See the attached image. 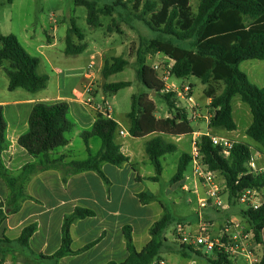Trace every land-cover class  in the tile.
<instances>
[{"label": "trees", "instance_id": "obj_1", "mask_svg": "<svg viewBox=\"0 0 264 264\" xmlns=\"http://www.w3.org/2000/svg\"><path fill=\"white\" fill-rule=\"evenodd\" d=\"M132 1V0H129ZM143 3L146 14H152L149 26L168 38H154L145 44L143 51L138 52L139 81L149 93H155L166 101L169 108L167 118L156 117L157 107L147 93L133 96L132 109L128 117L131 120L130 134L135 138H142L150 134H161L173 137L192 135V122L176 106L173 95L163 94V82L148 64V56L163 54L173 61L172 73L179 79L195 77L205 86V95L211 100L212 118L210 128L236 131L238 126L233 114V99L240 96L243 103L250 107L253 122L248 128L247 136L256 142L264 153V87L254 84L241 64L250 60L264 61V0H199L195 14L191 10L192 0H134ZM77 4L88 9L87 22L92 27L101 26L93 3L86 0H76ZM115 5L106 6L101 12L112 13ZM76 35L81 44L73 39ZM191 42V48L176 44ZM85 35L74 23L66 36L65 54L77 56L88 48ZM40 59L32 56L14 34H0V67H4L9 77V91L23 89L31 93H38L47 88L49 76L38 72ZM8 63V65H5ZM129 62L122 57H114L106 62L102 70L103 77H109L123 72ZM131 82L106 83L104 91L115 94L120 90L131 87ZM69 105L66 102L36 104L29 119V130L23 134L18 143L35 158H39L38 165H27L17 177L12 176L5 168L2 154L8 148L7 123L4 108L0 105V177L11 189L6 203H0V225L7 216L19 211L21 204L29 198L25 194L24 183L36 171L60 169L67 175L83 172H97L102 179L109 183L102 171V166L109 163L123 166L129 162V157L122 153L116 142L119 123L100 113L89 131L81 134L89 156L85 160H73L65 164V157L53 158L52 153L70 144L69 134L76 125L68 118ZM99 138L102 149L96 155L90 150V141ZM198 144L201 148V159L209 171L221 173L225 179L229 202H235L238 194L246 188H264V174L249 173L248 163L252 152L249 145L237 142L225 158L222 148L215 146L208 135L200 137ZM176 144L167 142L161 136L153 138L147 143L146 153L155 168V176L150 181L158 182L163 173L162 157L175 153ZM192 156L184 153L179 159L177 172L172 178L173 184H181L185 180L187 171L191 167ZM143 204L156 200L151 192L139 194ZM243 215L253 231L255 240L264 245V205L257 210H244ZM95 216L91 209L78 207L72 214L66 215L62 227V244L60 250L50 257L59 259L68 255H76L81 251L72 250L71 226L78 220ZM173 224L171 214L164 209L162 217L150 229V241L141 250H137L130 226L124 227V236L128 257L124 262L115 261L107 264H152L161 259L165 250V231ZM37 230V225L26 227L16 242L24 248L29 246L30 238ZM11 240L4 237L1 245L11 244ZM92 243L87 248L95 245ZM2 248V247H1ZM179 253L185 257L191 254L203 258L201 252L183 246ZM264 254V253H263ZM209 264H221L205 256ZM264 263V258H263Z\"/></svg>", "mask_w": 264, "mask_h": 264}, {"label": "rangeland", "instance_id": "obj_2", "mask_svg": "<svg viewBox=\"0 0 264 264\" xmlns=\"http://www.w3.org/2000/svg\"><path fill=\"white\" fill-rule=\"evenodd\" d=\"M93 3L101 26L92 27L87 22V7L77 4L76 0H0V34L16 35L24 48L41 61L38 72L41 75L49 76L47 88L40 91L39 98H47L46 103H52L59 96H71L74 89L88 90L86 98H99L100 104H105L102 97H107L108 93L104 91L106 83L131 82L132 86L120 90L109 100L113 107V117L122 128H127L129 124L128 114L132 109L133 96L141 93H147L146 87L139 81L137 70L139 68L138 52L143 51L144 46L154 38H168V36L152 30L149 21L152 14H146L143 3L129 0H86ZM199 0L191 1V10L195 14L198 9ZM115 5L112 13L101 12L106 6ZM85 35V41L88 48L85 52L77 56L65 54L66 36L68 30L73 24ZM76 44H81L79 38L73 34ZM186 48H191V42L174 41ZM92 56L97 58L98 67L96 68V77L93 84L86 89L87 80L85 75L89 71V65ZM114 57H122L129 62L128 67L118 74L109 77L107 80L103 77L102 70L106 62H111ZM171 61L163 54L148 56V64L151 67L159 66L158 75H163L165 69ZM60 69L61 72H57ZM241 69L247 73L250 80L259 87H264V61L251 60L241 64ZM91 71V70H90ZM93 71V70H92ZM190 83L194 84L195 96L201 101L204 100L205 86L195 77L190 78ZM9 77L4 70H0V100L14 101L21 98V93L25 90H19L18 93L8 90ZM157 107L156 115L164 118L169 114V108L166 101L161 96L149 93ZM111 95V93H109ZM151 98V99H152ZM102 102V103H101ZM96 106V104H95ZM234 118L238 128L233 133L226 130L216 131L210 128V122H200L199 132H211L217 137L224 136L233 141L245 142L250 145H256L254 141L246 136V131L253 121V115L250 107L242 102L240 96L233 100ZM89 109V108H88ZM70 120L71 117L68 116ZM196 127V123H193ZM74 129L69 138L73 140L70 148L77 160L88 158L86 145L80 135L76 134ZM192 135H184L181 140L169 141L178 145L175 153L167 154L161 159L163 164V174L158 182L148 181L146 192H154L158 196V201L171 214L173 224L165 231L163 237L165 241V250L161 259H167L171 264H190L189 259L182 258L179 253L183 246L179 240H175V228L178 223L184 225L187 236H197L199 234V222H211L217 231L225 218H234L247 230L248 222L245 220L243 211L245 207L236 203L229 202L228 196L224 195L227 203L225 210H218L214 206L200 208L199 199L209 198L207 190L198 185L193 179L185 181L188 189L183 190V184H173L172 178L177 172L179 159L184 153H192ZM143 145V155L145 164L142 165V172L145 175H155V168L150 162L144 151L145 140H139ZM102 147L99 138H93L91 151L93 155L98 154ZM191 168L186 176H191ZM217 180L222 184L225 179L221 173H217ZM253 242L255 240L254 234ZM3 240V238H0ZM264 241V233H263ZM143 242L139 244L142 248ZM2 247V248H1ZM19 248L21 246H18ZM14 248L11 244L1 245L0 243V264H35L19 248ZM258 253H264V245H260ZM205 255V251H203ZM198 264H209L206 257L203 258L191 255ZM166 260V261H167ZM167 261V262H168ZM37 264V263H36Z\"/></svg>", "mask_w": 264, "mask_h": 264}, {"label": "crops", "instance_id": "obj_3", "mask_svg": "<svg viewBox=\"0 0 264 264\" xmlns=\"http://www.w3.org/2000/svg\"><path fill=\"white\" fill-rule=\"evenodd\" d=\"M92 60L91 62H94L95 65L92 69H90L89 65V71L85 75V80H87L86 89H89L88 86L93 84L96 77V68L98 67L97 58L92 56ZM5 65H8V63ZM0 70L5 71V68L0 67ZM184 80L190 83V78ZM190 84L192 85V83ZM192 87L194 88V84ZM19 90L21 89L11 92L18 93ZM193 92L203 116L206 114L205 107L209 102V99L205 95V89L203 101L195 96L194 89ZM38 93L26 91L25 93H21V98H17L14 101L0 100V105L4 108V116L7 123L8 141V148L2 154V161L5 168L15 177L19 176L23 168L27 165H38L40 162L39 158L30 155L18 143L19 138L29 130V119L34 106L48 101L47 98H39L37 96ZM85 95H87L86 90L74 89L71 96H59L53 100V102L62 101L68 103L69 117H71L76 125V134L80 136L84 131L92 129L97 115V112L86 105L85 102L87 100H93L94 105L100 104L98 97L85 99ZM113 95L108 94L107 97H102V100L111 109L112 119H114L113 107L109 99ZM152 100H154V97ZM168 116L169 114L164 118ZM201 121H205L204 123H208V125L210 122V120L201 118L197 122H194L197 128L192 123L194 128V133L192 134V150L193 142L202 135L216 136L212 135L211 132L197 131V129H200ZM119 125L120 128L116 135V142L120 145L122 153L129 157V162L123 166H115L109 163L103 164L102 171L109 183H106L94 171L67 175L60 169H39L24 183V192L29 198L21 204L18 212L7 216L1 223L0 238H8L12 241L11 245L17 248L20 245L16 240L21 236L23 230L32 224H36L37 230L30 238L29 246L27 248L18 247L35 264H107L112 261L121 263L128 257L124 227L130 226L132 228L134 244L137 250L141 251L151 239L150 229L152 225L162 217L165 208L159 203L158 196L154 192L151 193L156 196V200L149 204H143L138 197L139 194L146 192L148 189L147 182L150 181L149 178L155 176H147L142 172V165L145 164V158L143 155V145L139 143V140H145L144 151L146 153L147 143L157 136H161L167 142H171L168 138H171L172 141L173 139L179 141L182 137L150 134L142 138H135L130 134V119L127 128H122L120 123ZM213 130L220 132L225 129ZM220 137L237 143V141L229 139L235 138L234 136L229 138L224 136ZM92 142L93 139L90 141V150ZM171 143L176 144L175 142ZM72 145L73 140L70 139V144L53 152L52 157L59 158L64 156L65 164L77 160L69 152ZM247 145H249L251 151L254 150L264 157V153L260 150L257 143L256 145ZM101 149L102 147L99 149V152ZM87 154L89 155L88 152ZM183 183H185V180L181 184ZM185 187L182 186V189L185 190ZM11 192L8 183L0 177V203H6ZM78 207L91 209L95 212V216L78 220L71 226L72 250L75 252L83 251L76 255L50 259L61 248L62 227L65 216L72 214ZM141 241L143 242V246L139 248L138 243ZM95 242V245L87 248ZM192 258L191 256L186 259L191 260L190 264H198L197 260H193Z\"/></svg>", "mask_w": 264, "mask_h": 264}, {"label": "built area", "instance_id": "obj_4", "mask_svg": "<svg viewBox=\"0 0 264 264\" xmlns=\"http://www.w3.org/2000/svg\"><path fill=\"white\" fill-rule=\"evenodd\" d=\"M171 61L165 69L163 75L160 76L163 82V94L173 95L176 100V106L182 113L187 114L190 122H197L204 118L210 120L212 118L211 100L206 104V114L202 116L200 106L195 100L193 87L184 79L175 77L172 73L173 61ZM95 65L91 62L90 69ZM159 73V66L152 67ZM57 72H61L57 69ZM88 92V90H87ZM86 105L90 106L97 113H100L108 118H112L110 107L105 104L93 103V100H87ZM123 133V132H122ZM203 136V135H202ZM210 136V135H208ZM213 144L222 148V154L225 158L230 156V151L234 144L232 141L210 136ZM200 139V138H199ZM199 139L193 142L192 162H191V176H185V181L193 179L198 185H202L209 195V198L199 199L200 208H207L214 206L218 210H225L227 203L224 200L223 194L226 190V184L222 185L218 180L217 172L209 171L203 164L201 159V148L198 144ZM252 156L248 163L249 173L258 175L264 174V157L256 151H251ZM185 190L188 189L184 184ZM228 196V194L226 193ZM236 203L245 207V210H257L264 205V188H246L242 190L234 200ZM173 237L179 240L182 246L190 247L195 251H205L204 256L210 257L212 260L220 262L221 264H264V254L258 253L257 248L261 245L253 242V231L251 229L245 230L241 223L232 218H225L216 231L214 224L211 222H199V234L195 236H187L185 234L184 225L178 223L175 228ZM152 264H170L165 259H156Z\"/></svg>", "mask_w": 264, "mask_h": 264}, {"label": "water", "instance_id": "obj_5", "mask_svg": "<svg viewBox=\"0 0 264 264\" xmlns=\"http://www.w3.org/2000/svg\"><path fill=\"white\" fill-rule=\"evenodd\" d=\"M153 95H155V93H153Z\"/></svg>", "mask_w": 264, "mask_h": 264}]
</instances>
